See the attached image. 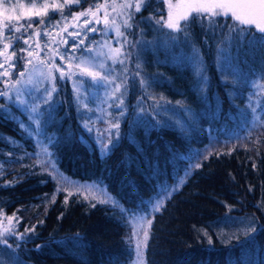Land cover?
<instances>
[{
    "label": "trees",
    "instance_id": "trees-1",
    "mask_svg": "<svg viewBox=\"0 0 264 264\" xmlns=\"http://www.w3.org/2000/svg\"><path fill=\"white\" fill-rule=\"evenodd\" d=\"M95 4L104 7L96 11ZM125 5V0H107V4L105 0H81L79 5L66 6V18L50 10L42 18L47 23L36 26L54 32L69 25L72 32H80V37L91 35L94 44L101 31L95 34L87 29L101 30V21L110 18L129 42L124 44V52L135 54L138 50L130 45L142 42L141 69L136 68L135 55L125 60L129 68L123 104L128 111L122 120L121 137L107 158L101 159L95 141L80 132L68 83L58 84L42 137L44 148L51 152L63 176L104 185L109 194L133 211L124 215L109 204L93 207L77 196L68 198L58 192L52 169L42 167L48 164L40 161L37 137L19 128L21 120L27 121L24 109L13 105L15 122L0 113V215L13 219L12 229L17 233L33 225L36 228L14 252L0 247V260L5 264H129L127 214L145 212L159 189L174 186L184 176V183L153 217L146 264H264V80L260 78L264 44L244 49L239 64L232 59L224 61L225 74H236L227 75L226 88L218 70L217 49L228 46L227 28L202 30L201 25L194 24L187 40L180 35L173 43L171 30L156 25L161 13L166 18L168 4L146 0L139 12L134 3ZM124 7L125 20L129 14L133 17L131 28L116 18ZM90 8L99 23L91 12L75 18ZM153 16L155 20L150 19ZM220 23H224L223 18ZM74 41V37L68 38L66 52L76 56L82 49H74ZM192 45L202 54L206 85L195 73ZM12 48L17 55L10 62H0L4 65L0 73H9L3 78L0 75V89L5 88V80L14 81L24 69L25 52L20 51L18 41L10 45ZM13 64L15 67H10ZM137 71L149 85L140 86V77L134 75ZM26 89L22 91L27 93ZM160 96L171 102L166 105H175V110L160 108L165 104ZM22 99L28 101L29 96ZM177 101L185 107L177 106ZM252 107L257 108L256 113ZM140 109L143 113L134 118ZM166 111L174 117L169 119ZM70 133L74 136L68 141ZM197 163L201 167H192L187 175L190 166ZM250 224L257 231L248 238L243 229ZM9 242L15 248V238ZM37 245L42 247L37 249Z\"/></svg>",
    "mask_w": 264,
    "mask_h": 264
},
{
    "label": "rangeland",
    "instance_id": "rangeland-1",
    "mask_svg": "<svg viewBox=\"0 0 264 264\" xmlns=\"http://www.w3.org/2000/svg\"><path fill=\"white\" fill-rule=\"evenodd\" d=\"M174 1L175 0L171 2ZM43 2L44 0H6L5 3L0 4V62H10L15 57L13 56V48L10 49V45L16 41L19 42L21 49L27 50L23 51L25 52L26 57L24 58V69L22 68V72H25V75L22 78L20 77V75L16 77L17 79H21V83L17 84L16 87L21 90L27 88V93H31L28 100L30 104L38 102L37 96L39 93L43 92V89H50L52 87V81L48 77L49 73H51V76L54 77L60 76V71H57L53 66L62 65V71H64L65 73H74L71 79L66 78L63 82H59L58 84L63 85L68 83L72 90V93L70 95V102L73 105L75 104L74 115L76 117L77 123L81 127L80 132H83L85 138H92L95 143L97 139H102L104 143H108L109 136H112L114 140L116 139L117 130L114 125L119 123V137H121L122 120L125 118L124 114L126 113V111H128V106L126 109L123 104L122 107L117 108L116 105L120 104V101H116L113 96L120 97V92L116 91L115 88L117 84L121 83L124 76H127L126 72H124V68L126 67L128 69L129 64L128 62H125L123 56L118 55L115 52L116 49L124 52L123 50L125 44V38L122 35L118 34L121 33L118 23H116L114 20H110V18H106V26L105 20H102L101 23L103 28L97 35V42L94 44L92 42H89V39H87V35L80 37V32H78L77 30L72 32L69 25L65 26V29L63 31L53 32L50 28L47 27L39 29L40 27L37 26L38 24L39 26H41L40 21L42 18H44V16H36L34 12L40 10L39 5ZM48 2L50 5L48 9L49 13V11L52 10L51 4L53 0H48ZM59 2L63 3V1L61 0H59ZM131 3H134V9H136V0H131ZM33 4L36 5L35 8L33 7ZM176 4L177 3H175V5ZM127 7L120 9L116 14V18L118 16L121 21L125 20V9ZM171 11L173 13L172 20L175 21L176 19H178L179 15L188 12V6L187 4H181L178 7H172ZM165 17L166 18H164V20H168L169 11H167ZM159 19L160 18H158V20ZM28 23H32L33 27L28 28L27 31H25ZM21 25H24V28H21ZM8 27L12 28L11 33L7 31ZM16 28H20V31H15ZM71 32L73 35H70ZM76 33H79V35L76 36ZM13 37H20V39L15 40L13 39ZM73 37L77 41L76 43H79L80 40H84V44L88 43L89 47L92 48L97 54L98 61L103 62L105 64V69L110 71V79H112L113 83L108 89L89 87L87 85L80 84V80L82 78L83 80L89 82H91L92 79L91 76H82V71H99L101 76H103L105 74V70L99 68L93 69L92 67L87 65H80V61L76 59L69 60L68 57L71 56V54H68L67 52L63 56V59L61 58L60 54L67 51L68 38ZM89 37L91 38V35ZM24 40H27L28 43L25 44ZM5 45H8V47L5 48ZM28 52H31L32 55L29 56ZM80 55L81 50L76 56L78 57ZM113 58H115V63ZM29 60L31 61V63H26V61ZM121 60H124L123 65L120 64ZM1 76L2 78L7 77L3 75ZM77 77H79V79H77ZM16 78L14 81H11L10 79L5 80V87L9 86L10 88L11 85L16 82ZM74 89L76 91H74ZM97 89L99 90L97 91ZM167 106L170 105H165L167 110H170ZM111 107H113V109H111ZM170 107L171 111L173 109L175 110L176 108L175 105H171ZM132 108L134 114L135 107ZM121 112H123V115H120ZM142 113L143 112L140 109L139 111H137V113H135L134 118L138 117ZM165 113L169 115V119H172L174 117L172 112L170 113L169 111H166ZM85 121L87 122V126L92 129L91 133L87 131V128L82 127V124H84ZM51 125V123L48 124V127ZM33 126L35 127V125ZM221 129L223 130V127H221ZM42 137L43 134L35 139V142L39 145L41 151L40 155L42 160L40 161L43 163H51L54 165V161L51 157V152L47 151L46 153L43 151L44 146ZM49 169L51 168L49 167ZM55 169L57 170V172H59L56 166ZM189 169L187 170V175ZM184 179L185 177L183 176L178 182L177 180L175 181L174 186H166L159 189L156 196L151 201H149L147 210L145 212L133 213L136 214L137 217H144L142 221L139 219H132V216L130 214H127V222L129 227L128 238L131 249V260L129 264H141V261H143V264H146L145 250L149 238V229L151 226L147 223V221H153L154 215L158 212L152 211V205L156 203L158 198L163 199L164 203L165 200L169 197L168 193H174L176 191H174V189H176L177 186L181 184L180 182ZM55 180L57 189H59L58 192L64 193L68 198L77 196L83 201L89 202L93 205L109 204L110 207L121 214V208L126 209V211H133L131 209L125 208L115 197L109 194L104 185L91 182L76 181L63 175L59 180ZM112 198H114L118 202L117 206H113L111 202H100L101 200L106 199L110 201ZM12 224L13 219L10 223L8 218L0 215V231H3L5 228L12 229ZM145 228H147L148 230V237L146 241H144ZM138 242H142L139 254L137 251Z\"/></svg>",
    "mask_w": 264,
    "mask_h": 264
},
{
    "label": "snow or ice",
    "instance_id": "snow-or-ice-1",
    "mask_svg": "<svg viewBox=\"0 0 264 264\" xmlns=\"http://www.w3.org/2000/svg\"><path fill=\"white\" fill-rule=\"evenodd\" d=\"M6 0H0V4L5 3ZM163 3L169 5V18L168 20H164L163 14H160V19L156 20L157 26H163L171 30V33H175L176 35L169 34L170 40L175 43L178 39V36L184 35L185 39L187 40V37L191 35L190 29L194 24H199L202 27V30L205 28L214 30L216 27L221 28H227L228 29V46L227 48L218 46L217 49V56H218V70L220 71L221 76L223 77L222 82L225 84L226 88L229 84V81L227 79V75H236L235 73H228L225 74L223 70V63L226 59H232L236 64H239L240 62V54L241 52L251 46H255L256 43L264 44V0H177L176 5H172L171 0H162ZM81 3V0H63V3H60L59 0H53L51 4V8L53 11H59L62 18H66L64 16V9L66 6L70 5H79ZM105 3L107 4V0H105ZM146 3V0H136V11L139 12L142 8V6ZM181 4H187L188 6V12L182 15L178 16V19L175 21L172 20V7H178ZM131 0H126L125 6H130ZM49 2L48 0H44L42 4L39 5L40 10L35 11L34 14L36 16H47L48 15V9H49ZM33 7L35 8L36 5L33 4ZM96 11H99L101 8H103V5L95 4L94 5ZM89 12H91V16L93 18H96L97 23H99V18L96 17V12L91 11L90 9H86L85 11L75 14V18L78 19L79 16L88 15ZM132 15H128V19L124 21L125 28H131L132 24L129 23V21L132 19ZM220 18L224 19V23H220ZM150 19L155 20V17H150ZM231 21L229 23L228 21ZM181 21L183 23H181ZM205 21H207V25H205ZM41 24H46L47 21L41 19ZM85 23H88V21H85ZM107 26V21H105ZM21 28H24V25L20 26ZM33 24L28 23L27 27L25 28V31H27L28 28H32ZM253 27L255 28V32H253ZM7 31L9 33L12 32V28L8 27ZM15 31H20V28H16ZM89 32H98L101 31L100 29H97L95 27H89L87 29ZM103 34V33H102ZM119 35H124V33H118ZM223 34V33H222ZM70 35H73L70 33ZM76 36L79 35V33L75 34ZM15 40H19L20 37H13ZM89 39V42L91 43L92 40L90 37H87ZM24 43L27 44L28 41L24 40ZM125 44H128L127 38L125 37L124 40ZM142 42L136 41L135 43H132L130 45L131 48L137 49L138 51L134 54L133 52H121L119 49H116L115 52L118 55H121L124 57L125 60L133 58L135 55L136 57V68L141 69L142 65L139 60V56L142 54L139 51L140 45ZM83 46V48H82ZM8 45H5V48H7ZM73 48L74 49H82L80 56L73 55L69 56V60H79L80 65H87L92 67L93 69L99 68L102 70H105V74L101 76L99 71H88L84 72L82 71L81 75H87L91 76V82L81 79L80 84L81 85H87L89 87H96V88H104L108 89L113 81L110 79V71L105 69V64L103 62H99L97 59V54L94 52V50L87 45H84V40H80L79 43L73 42ZM20 51H27L26 49H21ZM66 54L62 53L61 58L63 59V56ZM15 50L13 51V56H16ZM28 55L31 56L32 53L28 52ZM18 59H23V57H18ZM115 63V58H113ZM192 60L195 64V73L198 77V80L203 82L205 85L207 84L208 77L205 74L206 69L204 66V61L202 59V54L199 49L195 47V45H192ZM26 63H31V61H26ZM120 64H124V60L120 61ZM4 65L0 64V68H2ZM79 66V65H78ZM10 67H15V65H10ZM56 68L57 71H60L59 77L51 76V73L48 74L49 79L52 81V87L43 89L42 93H39L37 96L36 103L30 104L29 101L22 99V96H30L31 93H25L21 89L17 88L16 85L21 83V79H17L14 84L11 85V87H5L4 89H0V98H3V102H0V113H3L4 115L8 116V118L13 119L15 122V118L12 115L11 108L13 105H15L17 108H23L24 112L27 116V121L21 120L19 122V128L22 130L23 133L28 134L29 136H32L33 138L39 137L44 132V125L47 122V118L51 114V109L53 103H55V94H58V83L63 82L66 78L71 79V77L74 75L72 72L65 73L62 71V65L61 66H53ZM124 72H127V68H124ZM0 75L8 76L9 73L7 70H5L3 73H0ZM25 72H20V77H24ZM135 76L140 77V86L144 88L145 86L149 85V81L146 80L140 71H137ZM262 80H264V70H262V74L260 77ZM127 83H128V77L124 76L123 80L120 84L116 85L115 90L120 92V104L116 105L117 108L123 106V96L127 92ZM86 90V89H85ZM74 91H76L74 89ZM202 95H203V90ZM10 93H13V95H10ZM160 100L165 101L166 104H170V101H167L165 97L160 96ZM251 96L249 97V100L251 101ZM41 104H43V107H41ZM177 106L185 107L180 101L176 102ZM165 105H159L160 108L163 110H167ZM252 113L257 112L256 107L251 108ZM120 115H123V112L120 113ZM35 125L33 128L32 125ZM82 127L87 128V131L91 133L92 129L87 126V122L85 121L84 124H82ZM114 127L116 128V139L114 140L112 136L108 137V143H104L102 139H97L96 143L98 145V151L100 153L101 159L107 158L115 149L116 144L119 140V123L115 124ZM74 134H68L66 139L68 141H71L73 139ZM0 139H3V137H0ZM132 142H134V137L132 138ZM13 143H15L13 141ZM44 152L47 153L48 149L45 147L43 149ZM37 157H39V153H36ZM42 167H50L52 169V172L50 174H53V178L59 180L62 177V173L57 172L55 169V165L49 163L47 166ZM199 168L201 165L199 163L195 164L194 166H190V169L188 171V174H191V168ZM255 167V165H254ZM181 184L184 183L182 180L180 182ZM179 185L176 189L178 190ZM251 190V189H250ZM59 191V189H57ZM168 196H171V192L168 193ZM101 203H108L111 202L113 206H117L118 202L112 198L109 200H101ZM95 205H93L94 207ZM163 206V199L158 198L156 203L152 205V211H160L161 207ZM3 210L0 209V212ZM122 214H126V209L121 208ZM15 215V214H14ZM132 216V219H139L143 220L144 217L139 216L137 217L136 214H130ZM9 222L11 223L12 218L9 217ZM17 222H19L17 220ZM42 223V222H41ZM149 225H151L152 221H147ZM35 228L36 226L33 225L32 228H26L23 233H17L13 229L5 228L3 231H0V247H6L7 249L12 250L13 252L15 249L19 248L21 246L20 242L25 241L26 237H28L29 233L35 234ZM257 229L253 227L251 224L245 227L243 229V234L245 237L251 238L252 233H255ZM207 235V233H205ZM11 237H15V240L17 241L15 248H13V245L9 242ZM148 237V230L147 228L144 229V241L147 240ZM227 242H231V239ZM212 239L209 237V244L211 245ZM142 242L137 243V251L138 254L141 250ZM42 245H37V249L41 248ZM0 264H5L4 261L0 260ZM141 264H143V261H141Z\"/></svg>",
    "mask_w": 264,
    "mask_h": 264
}]
</instances>
